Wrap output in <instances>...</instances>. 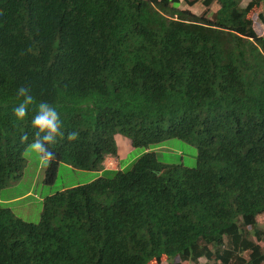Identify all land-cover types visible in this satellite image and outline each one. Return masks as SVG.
Returning <instances> with one entry per match:
<instances>
[{
    "label": "trees",
    "instance_id": "obj_1",
    "mask_svg": "<svg viewBox=\"0 0 264 264\" xmlns=\"http://www.w3.org/2000/svg\"><path fill=\"white\" fill-rule=\"evenodd\" d=\"M185 1L205 10L0 0V192L23 175L41 101L64 133L47 182L62 164L103 173L47 196L36 224L0 208V264H264V0ZM119 135L143 154L105 169ZM170 139L196 147L195 167L149 151Z\"/></svg>",
    "mask_w": 264,
    "mask_h": 264
},
{
    "label": "rangeland",
    "instance_id": "obj_2",
    "mask_svg": "<svg viewBox=\"0 0 264 264\" xmlns=\"http://www.w3.org/2000/svg\"><path fill=\"white\" fill-rule=\"evenodd\" d=\"M240 1L242 5L248 2V0ZM180 8L188 9L199 15L205 10L201 1L190 6L185 0H180ZM217 9L216 4L211 5L209 18ZM255 29L258 34L264 35L262 26L255 23ZM116 143L118 157L108 161L107 167L109 169L120 168L126 170L136 158L143 154L144 149L132 148L130 141L123 136H116ZM149 151L155 152L159 161L164 164H182L188 168L196 166V147L178 139H170L161 144L153 145L149 148ZM24 158L26 164L22 177L19 180H11L9 186L0 192V208L10 209L16 218L27 223L36 224L39 222L43 201L47 196L64 189L87 184L103 175L102 172L77 170L62 164L59 166L55 180L47 182L46 165L40 160L39 156L24 152ZM119 160L122 161L121 167ZM261 221L263 222V220ZM201 263H204V260H201Z\"/></svg>",
    "mask_w": 264,
    "mask_h": 264
},
{
    "label": "clouds",
    "instance_id": "obj_3",
    "mask_svg": "<svg viewBox=\"0 0 264 264\" xmlns=\"http://www.w3.org/2000/svg\"><path fill=\"white\" fill-rule=\"evenodd\" d=\"M19 103L14 107L13 113L18 121H24L29 114V109L34 105V97L30 87H20L17 90ZM31 126L35 129V134L30 143L27 144L25 152L37 154L40 160L51 166L57 159L56 153L51 150L52 145L57 143L58 137H63L61 131V115L57 108L47 101L38 103L35 115L31 117ZM79 133L76 131L68 134V141H75ZM28 140L27 136L22 137V142Z\"/></svg>",
    "mask_w": 264,
    "mask_h": 264
},
{
    "label": "crops",
    "instance_id": "obj_4",
    "mask_svg": "<svg viewBox=\"0 0 264 264\" xmlns=\"http://www.w3.org/2000/svg\"><path fill=\"white\" fill-rule=\"evenodd\" d=\"M110 159H112V158H108V159L106 160V162H105V164H104L105 169H109V168L107 167V163H108V161H110ZM119 163H120V162H119ZM113 170H115V169H113Z\"/></svg>",
    "mask_w": 264,
    "mask_h": 264
}]
</instances>
